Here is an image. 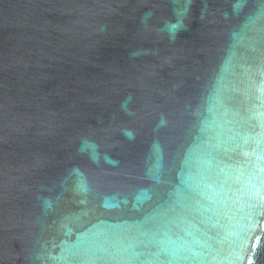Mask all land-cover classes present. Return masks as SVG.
<instances>
[{
    "label": "water",
    "instance_id": "obj_1",
    "mask_svg": "<svg viewBox=\"0 0 264 264\" xmlns=\"http://www.w3.org/2000/svg\"><path fill=\"white\" fill-rule=\"evenodd\" d=\"M0 264H264V0H0Z\"/></svg>",
    "mask_w": 264,
    "mask_h": 264
}]
</instances>
